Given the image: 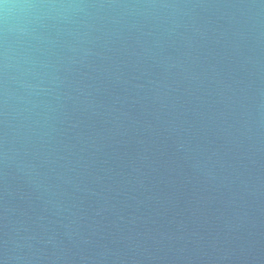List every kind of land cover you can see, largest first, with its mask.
Listing matches in <instances>:
<instances>
[{"label":"water","instance_id":"water-1","mask_svg":"<svg viewBox=\"0 0 264 264\" xmlns=\"http://www.w3.org/2000/svg\"><path fill=\"white\" fill-rule=\"evenodd\" d=\"M0 258L264 264V0H2Z\"/></svg>","mask_w":264,"mask_h":264},{"label":"clouds","instance_id":"clouds-1","mask_svg":"<svg viewBox=\"0 0 264 264\" xmlns=\"http://www.w3.org/2000/svg\"><path fill=\"white\" fill-rule=\"evenodd\" d=\"M0 3H2V0H0ZM6 259L8 258H0V264H6Z\"/></svg>","mask_w":264,"mask_h":264}]
</instances>
